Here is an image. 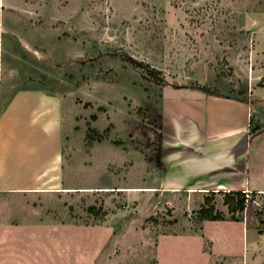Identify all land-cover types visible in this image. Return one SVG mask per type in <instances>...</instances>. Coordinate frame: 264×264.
Wrapping results in <instances>:
<instances>
[{
  "label": "rangeland",
  "instance_id": "1",
  "mask_svg": "<svg viewBox=\"0 0 264 264\" xmlns=\"http://www.w3.org/2000/svg\"><path fill=\"white\" fill-rule=\"evenodd\" d=\"M0 7L3 86L60 95L65 173L58 190L0 194V264H264V234L245 217L229 219L228 190L195 182L201 161L163 153L171 146L163 141L161 162L146 158L145 135L130 130L145 102L161 106L166 86L123 59L148 64L174 92V85L251 88L261 98L264 0H0ZM250 114L251 131L264 126L263 103ZM88 126L105 137L89 141ZM248 156L250 175L264 169V133ZM212 191L226 218L200 221L196 211Z\"/></svg>",
  "mask_w": 264,
  "mask_h": 264
},
{
  "label": "crops",
  "instance_id": "2",
  "mask_svg": "<svg viewBox=\"0 0 264 264\" xmlns=\"http://www.w3.org/2000/svg\"><path fill=\"white\" fill-rule=\"evenodd\" d=\"M2 35L0 22V194L61 189L65 186L62 99L41 87L7 92L2 83ZM259 86L264 89V82ZM174 89L166 86L161 98L163 142L171 145L163 153L180 151L201 161L199 169L205 170L195 182H203V188L264 192V169L256 166L250 175L248 167L252 140L258 145L264 133V126L251 131L250 113L254 104H264V95L257 98L249 88L241 93L249 96L246 102L197 87ZM4 96H8L5 102Z\"/></svg>",
  "mask_w": 264,
  "mask_h": 264
},
{
  "label": "trees",
  "instance_id": "3",
  "mask_svg": "<svg viewBox=\"0 0 264 264\" xmlns=\"http://www.w3.org/2000/svg\"><path fill=\"white\" fill-rule=\"evenodd\" d=\"M116 54L113 52L112 55ZM124 61L130 63L135 67H141L148 71L147 79L153 81L162 86L170 85L168 82H165L161 78L157 70L150 69L148 64L134 60L128 56H123ZM260 85H263V82H259ZM176 88L188 87L174 85ZM195 87V86H194ZM202 88V87H200ZM240 99L243 101H249L248 96H244L241 93ZM139 113L141 114V119L136 121L134 126L131 128V133L134 131H142L145 135L147 141L145 143V148L142 151L145 152L146 158L159 164L161 162V153H162V141H163V122H162V111L161 106L157 107L152 101L145 102L143 108H139ZM93 118H96L94 115ZM251 125V118H250ZM259 129L258 126H254L253 131ZM107 133V132H106ZM105 137V134L100 133L92 126H88L86 138L89 141L102 140ZM118 143V142H116ZM216 191H212L210 194H207L204 197L203 203L200 208L196 211L197 219L200 221L203 220H224L226 215L218 210L215 206L214 195ZM222 192V191H219ZM223 203L227 206V211L229 213V219L234 221H243L245 217L246 227L257 229L258 233L264 234V192H259L256 190H250L249 193H246L244 190H228L223 191ZM261 199L260 202L258 199ZM89 211L99 215L100 208L96 206H90ZM251 213L255 216V223L251 222L250 215ZM245 214V216H244ZM257 223V224H256Z\"/></svg>",
  "mask_w": 264,
  "mask_h": 264
},
{
  "label": "water",
  "instance_id": "4",
  "mask_svg": "<svg viewBox=\"0 0 264 264\" xmlns=\"http://www.w3.org/2000/svg\"><path fill=\"white\" fill-rule=\"evenodd\" d=\"M202 89H204V88H202ZM204 90H208V91H210V92H212V93H215V94H218V95H223V96H229V97H232V98H240V96L238 95V94H236V93H221V92H218V91H214V90H210V89H204Z\"/></svg>",
  "mask_w": 264,
  "mask_h": 264
},
{
  "label": "built area",
  "instance_id": "5",
  "mask_svg": "<svg viewBox=\"0 0 264 264\" xmlns=\"http://www.w3.org/2000/svg\"><path fill=\"white\" fill-rule=\"evenodd\" d=\"M250 117H251V114H250ZM244 191H245L246 193H249V190H248V189H245Z\"/></svg>",
  "mask_w": 264,
  "mask_h": 264
}]
</instances>
